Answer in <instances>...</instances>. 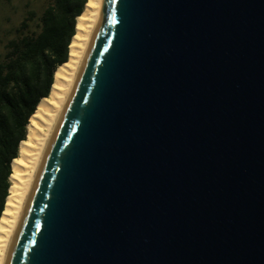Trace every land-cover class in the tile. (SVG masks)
<instances>
[{
    "label": "water",
    "instance_id": "obj_1",
    "mask_svg": "<svg viewBox=\"0 0 264 264\" xmlns=\"http://www.w3.org/2000/svg\"><path fill=\"white\" fill-rule=\"evenodd\" d=\"M3 264H264V0H102Z\"/></svg>",
    "mask_w": 264,
    "mask_h": 264
},
{
    "label": "trees",
    "instance_id": "obj_2",
    "mask_svg": "<svg viewBox=\"0 0 264 264\" xmlns=\"http://www.w3.org/2000/svg\"><path fill=\"white\" fill-rule=\"evenodd\" d=\"M88 0H49L39 32L11 39L0 62V218L9 195L11 164L26 139L30 116L49 96L58 66L69 58L77 18ZM35 13L22 23L29 28Z\"/></svg>",
    "mask_w": 264,
    "mask_h": 264
},
{
    "label": "bare ground",
    "instance_id": "obj_3",
    "mask_svg": "<svg viewBox=\"0 0 264 264\" xmlns=\"http://www.w3.org/2000/svg\"><path fill=\"white\" fill-rule=\"evenodd\" d=\"M101 7L102 0H88L77 18L68 61L55 70L50 94L41 99L30 116L26 139L20 143L18 157L11 164L9 195L0 218V264L4 263L37 169L98 24Z\"/></svg>",
    "mask_w": 264,
    "mask_h": 264
},
{
    "label": "rangeland",
    "instance_id": "obj_4",
    "mask_svg": "<svg viewBox=\"0 0 264 264\" xmlns=\"http://www.w3.org/2000/svg\"><path fill=\"white\" fill-rule=\"evenodd\" d=\"M49 0H0V62L5 56V47L11 39L23 33L39 32V18ZM35 13L29 28L22 29V23Z\"/></svg>",
    "mask_w": 264,
    "mask_h": 264
}]
</instances>
